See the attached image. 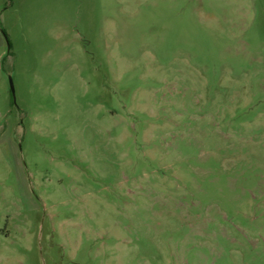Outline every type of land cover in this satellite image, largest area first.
<instances>
[{"label":"rangeland","instance_id":"1","mask_svg":"<svg viewBox=\"0 0 264 264\" xmlns=\"http://www.w3.org/2000/svg\"><path fill=\"white\" fill-rule=\"evenodd\" d=\"M0 264H264V0H0Z\"/></svg>","mask_w":264,"mask_h":264},{"label":"water","instance_id":"2","mask_svg":"<svg viewBox=\"0 0 264 264\" xmlns=\"http://www.w3.org/2000/svg\"><path fill=\"white\" fill-rule=\"evenodd\" d=\"M11 90H12V92L14 91V90H13V86H12V85H11Z\"/></svg>","mask_w":264,"mask_h":264}]
</instances>
